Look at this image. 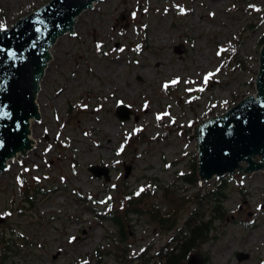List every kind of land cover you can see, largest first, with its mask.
I'll return each mask as SVG.
<instances>
[{
	"label": "rangeland",
	"instance_id": "obj_1",
	"mask_svg": "<svg viewBox=\"0 0 264 264\" xmlns=\"http://www.w3.org/2000/svg\"><path fill=\"white\" fill-rule=\"evenodd\" d=\"M47 1L0 0V28ZM73 31L50 48L32 147L0 174V264H139L204 212L220 178L222 217L193 252L205 264H264V172L180 180L197 166L189 135L198 124L257 91L264 0H98ZM119 103L131 110L126 120L115 115ZM89 165L107 168L108 180ZM141 189L147 196L123 217L115 249L117 229L94 219L92 203L111 197L123 212L119 198ZM150 210L172 213L177 227L166 231Z\"/></svg>",
	"mask_w": 264,
	"mask_h": 264
},
{
	"label": "water",
	"instance_id": "obj_2",
	"mask_svg": "<svg viewBox=\"0 0 264 264\" xmlns=\"http://www.w3.org/2000/svg\"><path fill=\"white\" fill-rule=\"evenodd\" d=\"M98 0H48L0 30V174L8 160L31 148L29 124L40 116L35 101L55 40L73 32L77 16ZM181 52V50H178ZM256 93L248 94L225 112L201 121L189 135L196 138V171L201 180L234 173L264 172V44L259 53ZM123 103L115 115L129 118ZM96 177L108 170L89 165ZM239 258L242 253L237 254ZM186 264H205L192 252Z\"/></svg>",
	"mask_w": 264,
	"mask_h": 264
},
{
	"label": "trees",
	"instance_id": "obj_3",
	"mask_svg": "<svg viewBox=\"0 0 264 264\" xmlns=\"http://www.w3.org/2000/svg\"><path fill=\"white\" fill-rule=\"evenodd\" d=\"M264 40L262 41V43ZM191 171L189 173H183L180 175V180L184 183L194 184L199 181L198 174L196 172V164L192 162L190 165ZM220 184H218L215 189L210 190L207 194L208 197L205 200L204 212L197 214L193 217H188L184 223L177 227L176 218L172 213L161 215L157 211L150 210L152 213V218L157 222V224L170 230L177 227V231L170 241H168L161 251L157 252L156 255L141 257L139 264H184L188 256L193 252V249L206 242L209 238V232L211 230V224L213 219H218L222 217L221 201L225 197L226 183L224 178H220ZM139 195H132V193H124L119 199L125 202L126 209L122 212L117 209V199H107L105 202L101 203L99 201H93L90 214L99 223L107 221L114 225L117 229V237H112L114 243V248L121 250L120 242L123 241L125 236V225L123 217H125L130 212L136 213L139 204L142 202L143 198L147 196L146 192L140 191ZM146 193V194H145ZM150 205L154 210L156 206L153 203H145ZM205 210L209 211L211 217L205 218ZM195 213H192L193 215ZM3 239V237H2ZM3 246L2 250L5 256L6 250L9 249V244L7 241ZM124 248L122 247V250ZM100 257L98 250H95L90 261L95 258L96 262ZM94 261V260H93ZM132 262V261H131ZM128 264H132V263Z\"/></svg>",
	"mask_w": 264,
	"mask_h": 264
},
{
	"label": "snow or ice",
	"instance_id": "obj_4",
	"mask_svg": "<svg viewBox=\"0 0 264 264\" xmlns=\"http://www.w3.org/2000/svg\"><path fill=\"white\" fill-rule=\"evenodd\" d=\"M183 11V10H182ZM0 30H3L2 28H0ZM98 47H99V45H98ZM219 54V53H218ZM208 78L209 77H205V82H207V80H208ZM173 83H176V81H173ZM202 90V89H201ZM158 119H160L161 117H157ZM120 151H123V146L121 147V149H120ZM38 179V178H37ZM140 191H143V189H141ZM140 193L139 192H137L136 193V195H139ZM109 199H111V197H109ZM6 215H10V213H8V214H6ZM85 264H87V262H85Z\"/></svg>",
	"mask_w": 264,
	"mask_h": 264
},
{
	"label": "bare ground",
	"instance_id": "obj_5",
	"mask_svg": "<svg viewBox=\"0 0 264 264\" xmlns=\"http://www.w3.org/2000/svg\"><path fill=\"white\" fill-rule=\"evenodd\" d=\"M77 19V18H76ZM76 22V21H75ZM74 25H75V23H74ZM73 29H74V26H73ZM73 31V30H72ZM74 32V31H73ZM200 56H202L203 57V53H201L200 54ZM41 113V112H40ZM30 141H31V147H32V142H33V140L32 139H30ZM99 146H101V147H109L108 145H105L104 146V144H99ZM20 155V153H17L13 158H17L18 156Z\"/></svg>",
	"mask_w": 264,
	"mask_h": 264
}]
</instances>
